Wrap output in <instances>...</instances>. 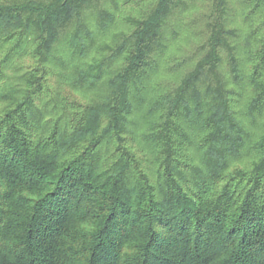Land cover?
<instances>
[{"label": "trees", "instance_id": "16d2710c", "mask_svg": "<svg viewBox=\"0 0 264 264\" xmlns=\"http://www.w3.org/2000/svg\"><path fill=\"white\" fill-rule=\"evenodd\" d=\"M0 264H264V0H0Z\"/></svg>", "mask_w": 264, "mask_h": 264}]
</instances>
